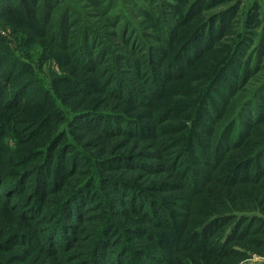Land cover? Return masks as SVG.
I'll use <instances>...</instances> for the list:
<instances>
[{"label": "trees", "instance_id": "16d2710c", "mask_svg": "<svg viewBox=\"0 0 264 264\" xmlns=\"http://www.w3.org/2000/svg\"><path fill=\"white\" fill-rule=\"evenodd\" d=\"M243 2L0 0V264L263 246L255 214L209 205L264 210V12L249 1L238 27ZM167 224L170 247L148 243Z\"/></svg>", "mask_w": 264, "mask_h": 264}, {"label": "rangeland", "instance_id": "374dc122", "mask_svg": "<svg viewBox=\"0 0 264 264\" xmlns=\"http://www.w3.org/2000/svg\"><path fill=\"white\" fill-rule=\"evenodd\" d=\"M249 1H255V0H244L243 5L240 8V10L234 14L233 18H231V22L232 23L236 22L238 24V27H240V24L238 21H240L241 19L243 20V18H241L243 16V11L246 9L248 3H251ZM257 2L260 5L259 10L261 12H264V0H257ZM230 28H232V26H230ZM252 28L254 29V32H257V30L259 31V33H256L257 35L255 37V44H256L258 42L261 34H263V37H264V31L262 30V28H260V26L253 25ZM229 29H226V31H228ZM10 31H11V29L8 27L7 28L6 27H0V35L3 37H9L11 39ZM252 45L253 44L251 41L248 44L247 48L252 47ZM263 59H264V57H263ZM34 67L36 70H38V68H37L38 66L36 63L34 64ZM40 71L42 74L47 75V76H50L51 74H55V73L60 74L63 72L62 68L59 66V63H57L55 60L45 62L44 65L42 67H40ZM262 73L263 72H259L257 75L260 76ZM256 77H258V76H256ZM250 80L251 81L249 83L251 84L250 86L252 87L255 84V82L253 81V77ZM10 141L13 142L12 140H10ZM220 187H218V188H220ZM200 195H198L197 197H199ZM226 200L230 202L229 199H226ZM209 205L210 206L214 205L215 209L217 210L214 213L231 212L235 215H239L240 213L252 212L253 214H255L254 216L256 217V219L251 218V220L249 219L250 222H243V223H245L246 225H251L250 231H252V228H254V227L255 228L258 227V229L261 228L259 233L256 234L255 236L264 238V226H262V225H264V220H263L264 219V210H262V209L252 210V209H250L252 207L244 208L243 206H240V205L238 206V208H233L230 205L222 206V204L220 203V200L219 201L211 200ZM260 219L263 220V222H261ZM167 227L168 228L163 235H152L154 237V239L149 240L148 243L158 241L164 248H165V245H167V247H170V244H172L174 240L172 237L169 236V233L175 232L178 229V226L177 225H175V226H171V225L169 226L168 225ZM227 245H228V247H231L234 251H236L234 253L235 255L229 256V257L235 259L236 264L237 263L264 264V241L262 243L263 246H260V247H256L253 244L251 245L249 242L245 241L244 239H242L240 241H236V240L231 241ZM184 250H185V248L182 249L179 253L186 255L185 258H186V260H188L190 262L189 264H203L202 259H205L206 256H203L202 259H198L197 255H196L197 253L195 254V253L184 251ZM159 251H161V250H159ZM170 253L172 254L173 251H171ZM224 259H225V257L223 258V260ZM223 260H219V261H223ZM163 263L168 264V262H163ZM179 263H180V260H178V259H173V262H170V264H179ZM223 263H227V262L224 261Z\"/></svg>", "mask_w": 264, "mask_h": 264}]
</instances>
